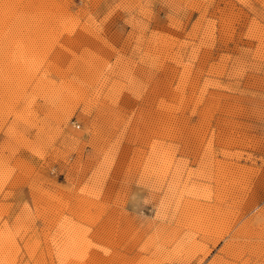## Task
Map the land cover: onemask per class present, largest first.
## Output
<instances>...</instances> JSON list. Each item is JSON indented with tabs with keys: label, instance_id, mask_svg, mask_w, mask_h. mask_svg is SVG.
I'll return each instance as SVG.
<instances>
[{
	"label": "rangeland",
	"instance_id": "rangeland-1",
	"mask_svg": "<svg viewBox=\"0 0 264 264\" xmlns=\"http://www.w3.org/2000/svg\"><path fill=\"white\" fill-rule=\"evenodd\" d=\"M0 264H264V0H0Z\"/></svg>",
	"mask_w": 264,
	"mask_h": 264
},
{
	"label": "built area",
	"instance_id": "built-area-1",
	"mask_svg": "<svg viewBox=\"0 0 264 264\" xmlns=\"http://www.w3.org/2000/svg\"><path fill=\"white\" fill-rule=\"evenodd\" d=\"M77 127H79V126H77Z\"/></svg>",
	"mask_w": 264,
	"mask_h": 264
}]
</instances>
